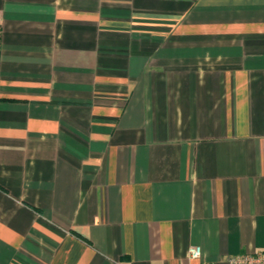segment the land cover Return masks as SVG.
Returning <instances> with one entry per match:
<instances>
[{
    "label": "crops",
    "instance_id": "1",
    "mask_svg": "<svg viewBox=\"0 0 264 264\" xmlns=\"http://www.w3.org/2000/svg\"><path fill=\"white\" fill-rule=\"evenodd\" d=\"M254 252L264 0H0V264Z\"/></svg>",
    "mask_w": 264,
    "mask_h": 264
},
{
    "label": "built area",
    "instance_id": "2",
    "mask_svg": "<svg viewBox=\"0 0 264 264\" xmlns=\"http://www.w3.org/2000/svg\"><path fill=\"white\" fill-rule=\"evenodd\" d=\"M189 256L191 258H198L200 256V249L197 247L190 248ZM219 264H264V252L227 256L225 260Z\"/></svg>",
    "mask_w": 264,
    "mask_h": 264
}]
</instances>
